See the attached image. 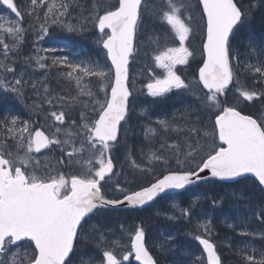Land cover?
Wrapping results in <instances>:
<instances>
[{"label":"snow or ice","instance_id":"6c2138e0","mask_svg":"<svg viewBox=\"0 0 264 264\" xmlns=\"http://www.w3.org/2000/svg\"><path fill=\"white\" fill-rule=\"evenodd\" d=\"M0 5L10 10L7 16L0 15V99L11 97L32 115H44L55 122L51 125L55 131L49 135L34 128L30 117L5 114L0 118V264H131L133 256L139 264H159L146 247V232L141 225L129 233L130 244H125L104 214L125 203L130 208L148 205L168 190L186 189L198 181L237 182L246 174L255 178V186L264 195V111L242 114L226 99L233 85L238 103L264 102V88L259 87L264 85V35L247 37L244 60L239 39L256 13H264V0H196L195 6L191 0H116L111 4L104 0H0ZM193 7L199 15L195 27ZM146 15L166 24L179 41L178 47L157 49L152 57L162 75L150 70L144 84L147 96L155 102L173 90L191 91V83L177 74V65L188 64L194 56L186 42L196 28L203 61L198 68V84L206 92L197 96L198 108L187 105L171 118L156 119L142 127L146 141L163 134V142L159 150L144 154L147 165L142 167L132 160V166L152 173L154 162L167 166L174 157L178 167H165L148 186L136 191H128L117 181L115 191L122 198H109L104 188L111 187L109 181L114 175L111 153L121 143L122 130L127 140L125 125L135 103L129 60ZM25 18L31 21L37 42L46 38L55 41L53 27L68 35H80L91 25L99 32L95 42L106 50L111 66L105 70L90 58L72 62L67 56L38 54L58 51L52 47H37V54L24 55ZM152 42L158 44L159 37ZM54 67L65 69L58 71L57 79L74 83L75 95L54 93L49 84V70ZM27 68L42 72V78L26 79ZM236 69L250 74L256 87L241 86ZM28 86L36 90L39 101L25 102ZM77 108L79 120L69 115ZM204 114L208 125H204ZM147 115V109L139 111V117ZM52 146L62 154L57 163L77 170L68 175L42 173L41 161L33 154ZM47 167L55 170L51 164ZM212 200L214 206L220 203L215 197ZM196 203L194 200L188 207L179 208V216L173 212L168 219L190 221ZM253 214L264 223V204L254 208ZM94 217L96 221L90 223ZM120 229L126 231L123 224ZM200 229L205 235H196L195 239L203 246L207 264H224L217 247L205 238L211 234V221L197 225V231ZM240 234L264 240V230H244ZM89 247L94 251L85 253ZM237 251L245 264H264V250L253 247V252L259 251L258 260L244 249Z\"/></svg>","mask_w":264,"mask_h":264},{"label":"trees","instance_id":"16d2710c","mask_svg":"<svg viewBox=\"0 0 264 264\" xmlns=\"http://www.w3.org/2000/svg\"><path fill=\"white\" fill-rule=\"evenodd\" d=\"M193 1L196 4V0ZM88 2L90 3L91 0H88ZM104 2L106 4H111L116 3V0H104ZM150 2L158 3L159 0H150ZM245 3H247V0H245ZM86 14L87 12L85 15ZM192 15L194 17L193 25L195 27V14L192 13ZM150 18L151 16L146 15L144 17V22L139 26L135 43L136 50L132 56V63H134L133 57L138 51V45H141L140 42L142 41L147 42L148 46L144 49L143 54L141 56L137 55L138 60L141 61L143 66L145 64L147 68L154 65L152 47L157 43H153L152 41L156 37H159L160 43H175L171 32H169L170 39H168L162 31L152 27ZM146 22H149V24ZM24 24L27 30L32 29L30 27L31 21L28 18H25ZM154 24L156 23L154 22ZM165 30L169 31L166 27ZM52 32L60 37L63 45L72 49V51H78L77 54L81 59L90 58L94 61H99L105 67H110L106 52L101 48V45L95 42L96 37L99 36V32L91 25L89 26V31L80 35H68L56 27L52 28ZM249 35H254L257 38L264 35V13L257 12L248 27L240 34L241 60H244L246 56L243 44L246 42ZM200 40L201 36L199 29L196 28L194 34L187 41V46L195 53L194 56L190 57L188 64L177 65V74L181 75L186 82L191 83V91L173 90L171 93L167 94L166 98H159L153 102V98L146 94L147 90L144 88L143 84L145 79L137 80L129 71L130 82L135 80V97L137 100L140 99L143 101L144 104L146 103L145 106L148 112L153 116H170L171 114L173 115L174 111L176 112L178 109L183 110L187 105H192L195 108L200 106L197 96L203 95L204 93L197 81V69L202 61V45ZM251 62L254 63L255 60L253 59ZM236 71L241 86L249 88L256 87V85L253 84V78L250 74L243 72L242 69H236ZM49 77L50 86L55 94H61L66 97L75 95L73 91L71 94L68 92V90H71V83L63 79L58 80L55 71L50 70ZM259 87L264 88V85H260ZM237 96L238 93L236 92L235 86L231 85L227 90L226 97L229 105L236 104L238 109L244 114H257L259 111H264V102L257 100L254 102L245 101L238 103ZM220 99L225 100V97H221ZM6 111V114H9V112L17 114L12 102L9 103ZM133 112L134 111H132V113ZM165 112H167L166 115L163 114ZM169 112L171 113L169 114ZM134 113L135 114H131L129 123L125 125V127L128 128L126 142L122 130L120 137L121 143L111 153L114 162V171L117 169V171H120L119 175L123 182L122 185L129 188L128 191H136L140 189V187L148 186L149 182L153 180V177L163 172L165 167L173 169L178 167L174 157L167 166L161 162H154L152 165V173L141 171L132 166V160H135L137 164H140L142 167L147 165V159L144 154L149 151L159 150L160 144L163 142V134L157 136L151 142L146 141L141 126L146 120V122H148V117H139L137 112ZM3 115H5L4 111L0 114V118H2ZM25 115L26 114L21 111V119H26ZM192 119L195 120L196 117L193 116ZM203 119L204 125H208L207 114L203 115ZM214 119L215 116H211L212 123H214ZM208 130H211L210 125ZM172 139H176V134H172ZM168 142L171 143V140ZM191 166L192 165H185L186 168ZM256 183L257 182L251 177H245L233 183H223L210 179L207 182L203 181L190 187L183 193L161 196L154 204L144 209H113L105 213L104 217L105 221L117 233L121 232V224H123L125 230H128L130 227L141 225L146 232L147 248L159 264H207L198 241L195 239L196 235L201 234V236H203L205 234H202V231H197V227L193 225L192 222L195 217L205 218L206 221H211V234L207 238L217 247V251L219 255H221L224 263L227 262V260H231L238 264H245L242 255L238 254V249H244L246 254L254 255L257 260L260 258L259 251L253 252V247L264 250V240H261L258 236L251 237L240 234L244 230L256 232L264 230V223L256 219L253 214L254 208L264 204V195H261L258 188L255 186ZM106 186L104 191L109 198H122L121 193H109L110 191H107ZM172 196H175L178 202L184 207L191 205L194 200L197 201L196 205L193 206V213L190 221L188 219H168L166 212L172 205L171 202L166 201ZM213 197L220 201V203L214 206ZM250 205L252 206L251 208ZM96 219L97 218L94 217L90 223H94ZM125 232L126 231L121 233L125 234ZM162 235L167 237L162 238ZM169 236L172 237L171 240ZM84 251L85 253H91L94 249L89 247L84 249ZM197 257H201V260L198 261ZM125 264H128V262H125ZM131 264H135L132 258Z\"/></svg>","mask_w":264,"mask_h":264},{"label":"rangeland","instance_id":"374dc122","mask_svg":"<svg viewBox=\"0 0 264 264\" xmlns=\"http://www.w3.org/2000/svg\"><path fill=\"white\" fill-rule=\"evenodd\" d=\"M113 1V0H110ZM21 3L24 2V0H20ZM191 3L195 6V3L193 0H191ZM9 10H7L6 8H4L2 5H0V15L3 16H7L9 14ZM191 12L193 14H195V25L199 24V15L195 10V7H193V9L191 10ZM87 15V14H86ZM156 24H154V22ZM147 24H149V22H146ZM150 24L152 25L153 28L159 29L160 31H162L164 33V35L170 39L169 36V32L170 29L168 28V26L166 24H162L161 22H159L158 20H154L152 17L150 18ZM25 25V24H24ZM165 27L169 30L166 31ZM27 30V29H26ZM54 36L56 37L55 41H53L51 38H46L45 40L39 41L37 42L36 40V33L32 30V29H28L26 31V37H25V43H24V55H35L37 54L35 49L37 47L39 48H46V47H52V48H57L58 51L55 52H49V53H44V52H40L38 53L39 55H44V56H48V57H52V56H67L69 58L70 61L72 62H76L78 60H83L81 59V57L78 56V51H72V49H69L67 46L63 45L60 37L57 36V34L53 33ZM168 34V35H167ZM174 37V36H173ZM174 44H169L167 42H162V43H158L155 46L152 47L153 49V55L156 54L157 49L159 50H163L165 47H178L179 46V41L176 40L174 38ZM141 45H138V51L135 54V56L133 57V61L134 63H132V60L130 62V72L131 74L135 77V79H145L143 84H146L149 80V72L150 70L153 71L156 75H162V70L158 69L155 67V63L154 65L150 66L149 68L146 67V65L144 64V66L142 65L141 61L138 60V56L137 55H142L144 49L148 46L147 42H140ZM187 44V42H186ZM137 45V44H136ZM190 59V58H189ZM48 63L51 64V60H48ZM141 63V64H140ZM108 67H105V70H107ZM51 71H55L56 74H58V71H62L65 69H57V68H52L50 69ZM50 70H49V76H50ZM43 73L42 72H34L32 68H27V75L25 76L26 79H30V80H40L42 78ZM11 78V77H10ZM50 78V77H49ZM94 79V78H93ZM50 84V82H49ZM71 90H68L69 94L72 93V91L76 94V90H75V86L74 83H71ZM51 87V86H50ZM138 89V87H137ZM41 93L43 92L42 89L39 90ZM25 96H26V100L25 102L27 104H32L34 102H37L41 99V97H38L36 95V90L32 89L31 86H28L25 89ZM101 98H102V94H101ZM11 99V100H10ZM12 102L13 106L15 107V111L16 113H10L12 115H21V111H23L26 115L25 118L29 119V117L31 118V120L33 121V126L35 127H40L44 130V132L46 134H51L52 132L55 131V128L52 127L51 125L54 124L55 122L52 121L51 119H45L44 115H41L39 117H37L36 115H32L29 111L28 108H25L24 105L19 104L17 102H15L11 97H9L8 99H0V114L2 113V111H4V113L6 114V109L8 108L9 103ZM142 104V105H141ZM146 104L143 103V101H141L140 99L137 100V98L135 97V103L131 105L132 109L134 112H137V114H139L138 112L143 108V109H147ZM46 109L48 108L47 105L44 106ZM20 109V110H18ZM25 109V110H24ZM79 108H77L74 112H70L69 115L76 119L79 120ZM132 114H135V113ZM148 112V109H147ZM20 113V114H19ZM172 116V114L170 116H153L151 113L148 112V124L155 121L156 119H164V118H170ZM22 117V116H20ZM28 117V118H27ZM146 117V116H145ZM38 121V123H37ZM70 123V121H69ZM66 125H64L63 127H66ZM35 158L39 159L41 161V172H48L51 175H57L61 172H63L65 175H68L74 171H76V167L75 166H68L67 164H59L57 163L58 160L61 159L62 154L60 153L59 149L56 146H52L50 149H47L44 152L41 153H34L33 154ZM63 159L65 161H67V157L64 156ZM48 164H51L54 167V171L50 168L47 167ZM118 170V169H117ZM115 170L114 175L112 176L111 180L109 181V185H111V187H109L108 185L106 186L107 191H110L109 193H118L115 191V186H116V182L119 181V183L121 184L122 187L126 188L127 190L129 188L125 187L122 185V180H121V176L120 171ZM126 183V182H125ZM127 184V183H126ZM166 202H171V205L176 204L179 207H177L176 209H173V207L171 206V208L166 212V214L168 216L172 215L173 212H175V214L177 216H179V208H183L184 206H182L177 198L175 196L170 197L169 199H167ZM159 212V210H158ZM180 219H184L187 220L185 218H180ZM193 225H195L197 227V225L202 224V223H206V219L205 218H200V217H195L193 218ZM135 227H130L128 228V230H126L125 234H122L121 232L117 233V236H122V243L125 244H130V238H129V233L132 232L134 233ZM199 231H202V234H205L203 232L202 229H200ZM201 233V232H200ZM201 235V234H200ZM204 236V235H203ZM209 236V235H208ZM206 236V237H208ZM167 236L162 235V238H165ZM167 241V239H166ZM198 241V240H197ZM165 250V249H164ZM121 251V250H118ZM166 252V251H165ZM133 258V257H132ZM224 264H238L235 261H231V260H227V262H225Z\"/></svg>","mask_w":264,"mask_h":264},{"label":"water","instance_id":"95a60500","mask_svg":"<svg viewBox=\"0 0 264 264\" xmlns=\"http://www.w3.org/2000/svg\"><path fill=\"white\" fill-rule=\"evenodd\" d=\"M3 7L6 8V6H3ZM9 11H10V10H9ZM134 45H135V40H134ZM105 52H106V50H105ZM131 57H132V56H131ZM131 57H130V60H129V64H130V61H131ZM202 62H203V61H202ZM109 63H110V65H111V62H110V61H109ZM201 65H202V63H201ZM201 65H200V66H201ZM200 66H199V67H200ZM199 67H198V68H199ZM197 80H198V69H197ZM200 86H201V88L203 89V86H202V85H200ZM230 86H231V85H230ZM203 90H204V89H203ZM204 91L206 92V90H204ZM242 114H244V113H242ZM214 120H215V119H214ZM122 124H123V122H122ZM42 151H44V150H42ZM42 151H41V152H42ZM205 174H207V173H205ZM245 177H251V178H253V179L255 180V178L252 177L250 174H246ZM245 177H243V178H245ZM243 178H237V181L240 180V179H243ZM201 182H203V181H198V182H196L195 184L188 185V186H186V189H181V190H168L166 193L161 194V195L158 196L157 198H159V197H161L162 195H165V194H176V193H182V192L186 191L189 187H192V186H194V185H197V184H199V183H201ZM219 182H223V183H232L233 181H219ZM257 183H258V182H257ZM138 190H139V189H138ZM157 198H156L154 201L149 202L148 205H144V206L136 207V208H133V209H138V210L143 209V208H145V207H147V206L153 204V203L157 200ZM124 208H130V207L125 203V204H123V205H119V206H117L115 209H124ZM199 246H200V248H201V250H202V252H203V246L200 245V244H199ZM146 247H147V245H146ZM150 254H151V252H150ZM203 254L205 255V258H206V261H207L206 254H205L204 252H203ZM151 255H152V254H151ZM133 262H134L135 264H139V262L135 260L134 256H133Z\"/></svg>","mask_w":264,"mask_h":264},{"label":"bare ground","instance_id":"6f19581e","mask_svg":"<svg viewBox=\"0 0 264 264\" xmlns=\"http://www.w3.org/2000/svg\"><path fill=\"white\" fill-rule=\"evenodd\" d=\"M10 100H11V99H10ZM185 101H186V100H185ZM150 102H151V101H150ZM150 102H149V103H150ZM145 104H146V103H145ZM184 104H187V103H184ZM141 105H142V104H141ZM149 105H150V104H149ZM151 106H152V105H151ZM172 108H173V107H172ZM18 110H20V109H18ZM24 110H25V109H24ZM12 111H13V110H12ZM159 111H160V110H159ZM17 112H18V111H17ZM174 112H175V111H174ZM138 113H139V112H138ZM166 113H167V112H165V113H163V114L166 115ZM170 113H171V112H169V114H170ZM12 114H13V113H12ZM19 114H20V113H19ZM161 114H162V113H161ZM167 116H168V115H167ZM27 118H28V117H27ZM170 118H171V117H170ZM146 121H147V120H146ZM146 121H145V122H146ZM141 125H142V123H141ZM135 127H136V126H135ZM141 127H142V126H141ZM137 128H138V127H137ZM137 128H136V129H137ZM139 129H140V128H139ZM139 129H138V130H139ZM140 131H141V130H140Z\"/></svg>","mask_w":264,"mask_h":264},{"label":"flooded vegetation","instance_id":"af4514ba","mask_svg":"<svg viewBox=\"0 0 264 264\" xmlns=\"http://www.w3.org/2000/svg\"><path fill=\"white\" fill-rule=\"evenodd\" d=\"M44 131V130H43Z\"/></svg>","mask_w":264,"mask_h":264}]
</instances>
